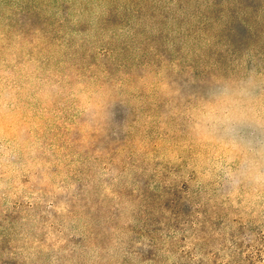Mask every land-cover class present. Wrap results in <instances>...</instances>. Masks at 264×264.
Wrapping results in <instances>:
<instances>
[{
    "label": "rangeland",
    "instance_id": "rangeland-1",
    "mask_svg": "<svg viewBox=\"0 0 264 264\" xmlns=\"http://www.w3.org/2000/svg\"><path fill=\"white\" fill-rule=\"evenodd\" d=\"M261 77L264 0H0V264H264V187L193 119Z\"/></svg>",
    "mask_w": 264,
    "mask_h": 264
},
{
    "label": "clouds",
    "instance_id": "clouds-1",
    "mask_svg": "<svg viewBox=\"0 0 264 264\" xmlns=\"http://www.w3.org/2000/svg\"><path fill=\"white\" fill-rule=\"evenodd\" d=\"M260 84L264 85V77ZM255 83L246 87L224 88L205 98L193 113L196 130L225 155L239 161L234 176L256 180L264 187V91L255 94ZM85 108H99V102L84 98ZM259 130L255 143L241 136V129ZM258 157V159L256 158Z\"/></svg>",
    "mask_w": 264,
    "mask_h": 264
}]
</instances>
